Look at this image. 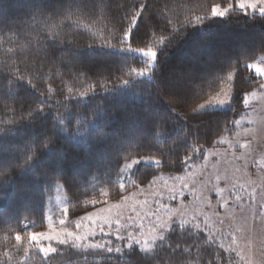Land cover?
Segmentation results:
<instances>
[{
  "label": "trees",
  "instance_id": "trees-1",
  "mask_svg": "<svg viewBox=\"0 0 264 264\" xmlns=\"http://www.w3.org/2000/svg\"><path fill=\"white\" fill-rule=\"evenodd\" d=\"M228 3L0 0V264L5 252L10 264L226 262L216 235L189 225L177 224L148 252L59 244L47 260L38 251L25 257L24 245L18 252L15 235L27 225L43 228L58 186L69 220L78 219L161 177L186 176L237 131L245 92L263 83L248 65L264 55V16L211 15L214 4ZM142 4L121 43L129 14ZM147 44L156 51L152 68L131 51ZM226 89L229 109L193 111ZM128 157L138 158L131 168Z\"/></svg>",
  "mask_w": 264,
  "mask_h": 264
},
{
  "label": "rangeland",
  "instance_id": "rangeland-1",
  "mask_svg": "<svg viewBox=\"0 0 264 264\" xmlns=\"http://www.w3.org/2000/svg\"><path fill=\"white\" fill-rule=\"evenodd\" d=\"M234 2L235 0H229L233 8L226 15L233 11H242L234 6ZM247 12L254 13L251 9ZM137 49L131 51L146 57L148 68H152L155 60H151ZM260 61H264V55L256 62ZM252 93L255 95H249L247 104L244 103L245 110L237 123V131L219 139L205 161L197 167H192L186 176L173 179L161 177L126 195L127 199L124 198L119 203L101 206L84 217L71 221L68 217L70 207L63 190L58 186L43 228L36 229L27 225L24 228L27 232L22 236L26 237L29 232L52 230L61 233L67 230L83 236L95 229V235L90 236L87 241L76 242L79 246H73L71 239L63 246L99 253L102 250L107 251L110 246L113 251H107L109 254L133 246L145 251L142 245L128 239L129 233L139 236L140 225L143 224L145 235L148 236L151 225L156 223V215H159L162 221H168L171 217L174 223L164 230L162 238L158 237L154 241L151 250L171 228L183 220L187 221L185 225L197 231L203 230L216 235L221 249L226 253V262L223 264H264V243L261 242L264 236L261 235L260 218L257 216L253 221L251 215H248L246 224L242 220L249 207L258 206L260 195L264 192V93ZM232 100V90L226 89L201 103L205 106L194 112L227 110L231 107ZM253 195L256 197L255 202ZM237 196L240 200L236 199ZM161 205L164 207L161 208ZM64 209L68 210L67 214ZM89 216L90 220L84 219ZM62 219L65 221L63 225L60 224ZM117 219L120 221L119 225L115 222ZM78 221L80 228L76 227ZM106 221H110V226ZM101 227L103 232L100 231ZM117 235L124 239L118 240ZM44 243L47 246L49 242ZM88 244L104 247H86ZM23 245L29 252L38 251L44 257L38 247L29 246L26 240ZM57 245L59 244L55 240L51 241L52 247L56 248ZM116 248H119V251H116Z\"/></svg>",
  "mask_w": 264,
  "mask_h": 264
},
{
  "label": "snow or ice",
  "instance_id": "snow-or-ice-1",
  "mask_svg": "<svg viewBox=\"0 0 264 264\" xmlns=\"http://www.w3.org/2000/svg\"><path fill=\"white\" fill-rule=\"evenodd\" d=\"M234 6L236 8H239L240 10L244 11L245 13H247V11L249 9H251L252 12H254V13L259 12V14L261 16H264V0H235ZM142 7H143V4L141 5L140 10L133 9L131 11V13L129 14V26L126 29H122L123 35L121 38V43L129 40V37L131 34V26L136 23V21L138 19L139 12L141 11ZM232 8H233L232 3H229L227 7H222L221 5L214 4L211 7V15H213V16H224ZM194 19L196 21H201L203 19V17L196 16ZM164 39H165L164 36H160L159 37V43H163ZM89 46H91V45H89ZM108 46H112V45H108ZM127 46L130 47L131 45L127 44ZM137 50L142 52L145 56L149 57L151 60H155V58H156V51L151 44H147V45H145V47L138 48ZM10 51H11V49H10ZM262 66H264V61L254 62V63H250L248 65V67L250 69L255 71L257 76L264 79V67H262ZM132 71H136L137 74L142 75V74H144V72L146 70L145 69H141V70L133 69ZM20 78L23 79V77H20ZM228 79L229 80L233 79L232 73L228 74ZM29 83H31V81H29ZM121 83L127 84L128 80L122 79ZM258 89L261 93H264V83H260L258 85ZM49 91H51V88H49ZM85 94L86 93H84V92L80 93L81 96H83ZM249 95H255V93L245 92V94H244V103L245 104H247V97ZM221 103H223V101H221ZM209 104H211V101H209ZM204 106H205V104H201L198 109H194L193 111L200 110ZM236 123H239V121H237ZM127 159H131V158L128 157ZM137 162H138V158L137 159H131V163H125L124 167L125 168H131ZM123 187H124V185L121 184V188H123ZM125 199H127V198H125ZM236 199L240 200V197L237 196ZM252 199L255 202V200H256L255 195L252 196ZM91 203L95 204L96 201L93 200V201H91ZM163 207L164 206L161 205V208H163ZM67 211H68L67 209H64L65 214H67ZM248 215H251V217L253 218V221H255L256 217L259 216L260 225H261V235L264 236V192H262L260 195V202H259L258 206L249 207V209L247 210V214L242 216V220L245 224L247 223ZM84 219L90 220L91 216L85 217ZM106 222L109 223V226H110V221H106ZM115 222L117 225H119V223H120L119 219H117ZM64 223H65V221L63 219L60 220L61 225H63ZM93 223H95V222H93ZM172 223H174V221H172L171 217H169L168 221H162L161 217L159 215H156V223L151 225L149 232H148V236L145 235L144 226H143V224H141L139 236H135V235L129 233L128 239L137 243V244L142 245V247L145 251H150L152 246L154 245V241L158 237L162 238V233L164 232V230L168 229ZM186 223H187V221L182 220L179 224L183 227V226H185ZM76 227L77 228L81 227V224L79 221L77 222ZM196 227H198V225H196ZM100 231L103 232V227L100 228ZM94 235H95V229L88 231L83 236L82 235H76L75 233L69 232L67 230H64L62 233L56 232L55 230H52L49 232H29L26 237H23L18 232L15 235V241H16V246H17L18 252L21 250V245H23V243L26 240L27 244L29 246L38 247L39 251L44 254L45 260H47L50 253H57L58 252L57 248L51 246V241L55 240L58 244L65 245V244H68L69 239H71L73 241V246H79L76 244V242L87 241L90 236H94ZM117 239L121 240V239H124V237L117 235ZM45 241L49 242L47 246H45V243H44ZM261 242L264 243V239H262ZM85 246L86 247H92V248L104 247V246L99 245V244H88ZM115 250L119 251V248H116ZM23 251H24V256L27 257L28 256V249L24 248ZM107 251L111 252V251H113V248L108 246ZM3 255L8 258L6 264H10V260L12 259L10 253L5 252V253H3Z\"/></svg>",
  "mask_w": 264,
  "mask_h": 264
},
{
  "label": "crops",
  "instance_id": "crops-1",
  "mask_svg": "<svg viewBox=\"0 0 264 264\" xmlns=\"http://www.w3.org/2000/svg\"><path fill=\"white\" fill-rule=\"evenodd\" d=\"M256 74V73H255Z\"/></svg>",
  "mask_w": 264,
  "mask_h": 264
}]
</instances>
